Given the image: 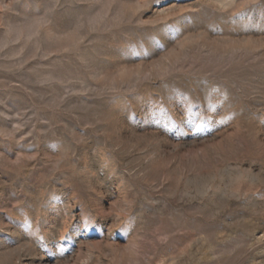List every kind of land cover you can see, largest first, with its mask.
<instances>
[{
  "label": "rangeland",
  "instance_id": "rangeland-1",
  "mask_svg": "<svg viewBox=\"0 0 264 264\" xmlns=\"http://www.w3.org/2000/svg\"><path fill=\"white\" fill-rule=\"evenodd\" d=\"M0 264H264V0H0Z\"/></svg>",
  "mask_w": 264,
  "mask_h": 264
}]
</instances>
